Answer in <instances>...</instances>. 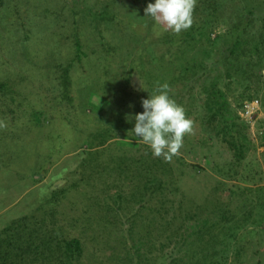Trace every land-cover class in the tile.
Listing matches in <instances>:
<instances>
[{
  "label": "trees",
  "instance_id": "trees-1",
  "mask_svg": "<svg viewBox=\"0 0 264 264\" xmlns=\"http://www.w3.org/2000/svg\"><path fill=\"white\" fill-rule=\"evenodd\" d=\"M226 1L198 0L191 29L180 34L164 30L149 43L148 37L145 38L135 56L127 58L121 92L111 94L109 104L101 110L79 109L73 70L77 63L93 61L102 68V86L119 47L104 38L99 42L100 49L88 52L79 23L74 20V32L70 36L72 55L53 66L56 111L60 115L59 109L65 107L67 113L59 123L64 131L52 132L51 136L46 130V138L52 139L53 153L48 156L36 153L41 160L30 177L39 181L51 164L60 159L54 156L57 152L75 155L78 160L70 171L64 170L68 172L66 175L56 176L68 182L53 184L52 189L44 188L42 198L31 212L17 215L0 228V264H200L210 262L219 251L223 256L225 249L214 247L222 243L219 237L222 230L231 231L228 233L235 237L236 231L246 223H260L258 219L250 220L252 217L264 219V185L254 188L234 185L220 190L215 186L220 197L214 205L216 220L211 222L210 216L205 215V207L181 189L182 167L189 164L180 156L169 162L155 157L144 143L137 142L134 146L118 143L120 138L139 139L133 133L134 117L144 111L142 100L155 94L157 82L168 83L172 89L170 95L181 105L182 88L190 84L186 81L199 77L196 72L200 68L207 82L202 90L209 113L201 127L207 129L211 125L214 134L231 152L230 163L242 162L248 150L247 135L243 124L234 120L216 81L225 62L232 61L224 70V77L238 83L250 80L252 75L246 74L242 60L254 58V68L264 69V14L258 13V9L264 13V7L258 3L248 8L245 15L238 14V20L211 41L212 26L222 21ZM80 14L98 34L101 23L119 22L108 5H97ZM255 17L259 24L251 33L249 29ZM28 37L27 33L23 34L26 43ZM197 44L201 47V58L205 55L209 66L189 55ZM92 52L97 53L96 57ZM203 75L200 73V77ZM50 76L52 71L47 74ZM11 80L7 73H0V107L4 108L0 121L6 125L0 128V154L4 137L17 141L24 134L27 143L34 138V132L38 136V128L45 129L50 119L43 108L33 107L27 101L24 92L13 89ZM8 100L13 105L11 109ZM61 104L65 105L59 107ZM21 106L28 107V123L25 130L18 132L8 126L5 114ZM72 174L76 176L74 180L69 178ZM230 177L234 176L229 174ZM171 241H189L192 248L182 256L171 253L164 256L163 248ZM202 252L203 260L196 257Z\"/></svg>",
  "mask_w": 264,
  "mask_h": 264
},
{
  "label": "rangeland",
  "instance_id": "rangeland-1",
  "mask_svg": "<svg viewBox=\"0 0 264 264\" xmlns=\"http://www.w3.org/2000/svg\"><path fill=\"white\" fill-rule=\"evenodd\" d=\"M246 1L247 6L244 5V0L243 2L238 0L225 2L221 12L222 21L212 26L211 41L217 34L226 32L229 24L238 20V14L245 15L248 8L258 3L264 7V0ZM149 3L154 4L155 0H0V60L3 64L0 66V73L2 75L7 73V76L12 79L13 89L24 92L27 101L33 104V107L43 108L50 118L45 129L38 128L39 138L34 132V138H30L27 143L24 134H21L20 140L14 141L4 137L1 142L3 150L0 154V207L4 208L0 210V228L17 215L31 212L35 203L42 198L44 188L52 189L53 184L60 185L68 182L56 176L66 175L68 173L66 171H70L78 160L75 155H63L57 152V156H54L56 160L59 157L60 159L53 166L51 164L39 181L30 177L34 169L38 167L36 164L39 165L41 160L36 157V153L40 155L42 153L45 156L53 153L52 139L46 138V130L51 136L52 132L64 131V127L59 123L67 113L65 107L59 109L62 112L60 115L56 111L58 107L53 99L56 74L53 72V66L68 60L72 55L70 36L74 32L72 29L75 25L74 20L76 19L79 23L84 48L88 52L100 49L99 42H102L104 38L109 39L113 44H118L119 47V51L113 58V61H116L111 66L109 76L104 78L102 86H100L102 68L95 66L93 61L87 64L86 59L84 63H77L73 70L77 91L76 103L79 109L101 110L109 104L112 99L111 94L121 92L127 58L135 56L145 38L148 37L149 43L164 31L163 27L156 25L151 17L146 16L145 9ZM97 5H108L109 11L115 13L116 20L119 21L117 24L101 23L99 28L102 36L84 21L80 14L82 10L87 11ZM258 13L264 14L259 9ZM253 20V27L249 29L251 33L255 32L259 24L258 18L255 17ZM26 33L29 36V43H26L27 39L23 38V34L26 35ZM19 39L22 41L18 42ZM195 48L189 55L199 61L202 59L204 66H209V62L204 59L206 56L203 55L201 58L200 45L197 44ZM96 52L101 53L99 50ZM96 52H92L94 57ZM252 59L241 61V66L247 69L246 74H252L250 80L238 83L224 77V70L232 63L230 61L221 66L222 72L216 81L219 90L225 96L234 120L243 124L247 135L248 150L240 164L230 163L232 154L214 134L211 125L207 129L204 125L201 127V122L203 123L206 115L209 114L202 90V85L207 84L203 69L199 68L196 72L199 77L186 81L190 84L184 85L186 89L181 90L183 94L181 106L186 109L187 117L195 122V134L185 137L184 147L179 155L189 164L182 167L184 172L180 181L181 189L193 196L199 205L205 207V215L210 216L211 222L216 220L214 205L220 197L214 189L215 186H218L220 190L221 187L226 189L234 185L253 188L264 185L262 155L264 150V69L254 68L255 59ZM51 71L52 76L47 77ZM200 73L203 76L200 77ZM250 96L257 98L260 105L255 115L246 117L241 115L240 109L242 102ZM8 105L10 109L13 108L10 102ZM64 105L61 104L59 107ZM3 109L0 107V112ZM27 109V106H21L17 111L15 109V112L7 110L5 117L8 120V126H13L18 132L23 131L28 123ZM63 109L65 110L61 111ZM65 134L68 136V133ZM137 140L120 138L118 143L134 146L139 142ZM229 174L234 177L228 178ZM33 176H37V173ZM69 178L74 180L76 176L72 174ZM226 194L227 192L223 193L224 196ZM258 217L254 216L250 220L258 219L259 224L246 223L236 233L234 232L235 237L230 236L231 231L222 230L224 232L219 234L222 243L214 247L217 250L225 249L223 256L219 251L210 262L203 261L200 264H264V219L261 220ZM194 229L193 227L190 231ZM189 248H192L189 241L167 242L163 248V255L171 253L176 257L182 256L185 251H190ZM203 256L202 252L196 257L203 260ZM165 260L168 262L169 258L166 257Z\"/></svg>",
  "mask_w": 264,
  "mask_h": 264
},
{
  "label": "clouds",
  "instance_id": "clouds-1",
  "mask_svg": "<svg viewBox=\"0 0 264 264\" xmlns=\"http://www.w3.org/2000/svg\"><path fill=\"white\" fill-rule=\"evenodd\" d=\"M198 0H155L145 9L156 25L165 31L180 34L191 29ZM168 83L157 82L155 94L142 100L144 111L136 114L133 133L138 141L148 145L157 158L171 161L179 156L186 136L195 134V122L188 118L186 109L172 98ZM6 125L0 121V128Z\"/></svg>",
  "mask_w": 264,
  "mask_h": 264
},
{
  "label": "built area",
  "instance_id": "built-area-1",
  "mask_svg": "<svg viewBox=\"0 0 264 264\" xmlns=\"http://www.w3.org/2000/svg\"><path fill=\"white\" fill-rule=\"evenodd\" d=\"M259 100L257 98L244 100L241 104L240 113L243 116L251 117L259 110Z\"/></svg>",
  "mask_w": 264,
  "mask_h": 264
},
{
  "label": "crops",
  "instance_id": "crops-1",
  "mask_svg": "<svg viewBox=\"0 0 264 264\" xmlns=\"http://www.w3.org/2000/svg\"><path fill=\"white\" fill-rule=\"evenodd\" d=\"M13 183H14V181L12 180V184H11L12 186H13ZM2 208H4V207H3V206H2V207H0V210H1Z\"/></svg>",
  "mask_w": 264,
  "mask_h": 264
}]
</instances>
